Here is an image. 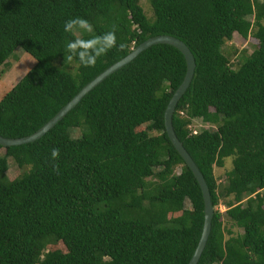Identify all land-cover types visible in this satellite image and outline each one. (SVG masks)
I'll return each instance as SVG.
<instances>
[{"label": "trees", "instance_id": "16d2710c", "mask_svg": "<svg viewBox=\"0 0 264 264\" xmlns=\"http://www.w3.org/2000/svg\"><path fill=\"white\" fill-rule=\"evenodd\" d=\"M147 2L150 14L141 0H0V67L17 47L35 59L0 98V135L33 133L133 47L175 36L195 69L172 125L214 206L197 264H264V0ZM75 17L96 35L115 26L117 45L127 47L110 50L95 67L66 62L73 37L63 26ZM234 33L257 40L236 60L223 48ZM185 69L176 47L152 45L40 138L0 145V264L188 263L202 231L203 198L164 127ZM227 158L231 168L219 184L214 168ZM9 159L19 170L13 179ZM220 200L225 219L215 209Z\"/></svg>", "mask_w": 264, "mask_h": 264}, {"label": "water", "instance_id": "95a60500", "mask_svg": "<svg viewBox=\"0 0 264 264\" xmlns=\"http://www.w3.org/2000/svg\"><path fill=\"white\" fill-rule=\"evenodd\" d=\"M155 44H168L176 47L183 55L186 63V69L184 77L179 84V86L175 89L173 94L171 95L167 106L164 111V127L167 133V136L183 159L185 164L191 170L193 176L195 177L202 193L203 198V226L202 231L197 242V245L192 253L187 264H197L202 251L206 245L208 236L211 230V221L214 213V206L211 202L210 191L207 186V183L204 179L203 174L199 170L197 164L189 154V152L185 149L182 142L178 139L172 125V116L175 111V107L179 99L182 97L186 89L188 88L195 69V59L187 47V45L180 40L179 38L171 35L160 34L147 38L142 41L135 47H133L128 54H126L121 59L112 63L108 67H106L103 71L97 74L93 79L87 82L66 104H64L47 122H45L41 127H39L33 133L16 138L4 137L0 135V145L3 147L21 145L29 142H33L34 140L43 136L48 130H50L58 121H60L68 111H70L81 99L84 95H86L91 89H93L96 85H98L103 79H105L108 75L112 74L122 66L129 63L132 59H134L140 52L147 49L148 47Z\"/></svg>", "mask_w": 264, "mask_h": 264}, {"label": "rangeland", "instance_id": "374dc122", "mask_svg": "<svg viewBox=\"0 0 264 264\" xmlns=\"http://www.w3.org/2000/svg\"><path fill=\"white\" fill-rule=\"evenodd\" d=\"M142 5L147 14H150L149 4L147 0H141ZM249 20H252L253 15L247 16ZM257 42L256 39L249 37L244 38L241 35L234 33L231 40L226 41L223 48L229 54H231L232 60H236L242 54H249ZM35 64V59L27 54L21 47H17L10 54L8 58V63L6 66L0 67V98L5 94L9 89L20 80V78ZM199 124V122H197ZM76 136V133H73ZM0 153H3V149H0ZM231 168V158L225 160V165L223 167H215L214 173L216 181L219 184H223L226 180V171ZM180 171V165L176 168V173ZM19 173L18 168L14 162L9 159V168L6 171L7 177L9 179L15 178ZM187 206L189 204L186 203ZM215 209L223 212V218H226L225 215V203L220 200L216 205Z\"/></svg>", "mask_w": 264, "mask_h": 264}, {"label": "clouds", "instance_id": "9594fccd", "mask_svg": "<svg viewBox=\"0 0 264 264\" xmlns=\"http://www.w3.org/2000/svg\"><path fill=\"white\" fill-rule=\"evenodd\" d=\"M63 28L65 33L73 37L65 45L66 62H72L75 58L84 67H95L98 58L118 46L115 26L103 34L96 35L93 34V25L87 19L75 17L68 19ZM82 33L88 34L87 38L81 35ZM118 47L122 50L127 46L121 43ZM59 155V149H52L51 157L54 161L59 158Z\"/></svg>", "mask_w": 264, "mask_h": 264}, {"label": "built area", "instance_id": "2783aa9c", "mask_svg": "<svg viewBox=\"0 0 264 264\" xmlns=\"http://www.w3.org/2000/svg\"><path fill=\"white\" fill-rule=\"evenodd\" d=\"M194 133L196 132V130L193 131Z\"/></svg>", "mask_w": 264, "mask_h": 264}]
</instances>
